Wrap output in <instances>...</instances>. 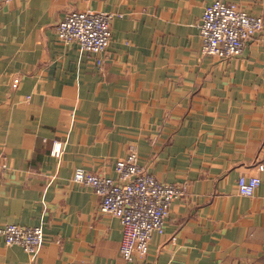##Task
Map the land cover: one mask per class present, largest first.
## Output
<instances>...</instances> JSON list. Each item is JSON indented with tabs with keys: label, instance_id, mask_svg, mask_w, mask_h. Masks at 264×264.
Here are the masks:
<instances>
[{
	"label": "crops",
	"instance_id": "0c3cea01",
	"mask_svg": "<svg viewBox=\"0 0 264 264\" xmlns=\"http://www.w3.org/2000/svg\"><path fill=\"white\" fill-rule=\"evenodd\" d=\"M213 1L0 0V227L43 224L36 264H264V28L234 57L202 55ZM224 1L264 15V0ZM71 9L113 13L101 65L57 37ZM131 150L182 194L145 256L126 261L118 217L71 177L116 178ZM242 174L261 179L250 196ZM28 258L0 234V264Z\"/></svg>",
	"mask_w": 264,
	"mask_h": 264
},
{
	"label": "built area",
	"instance_id": "2783aa9c",
	"mask_svg": "<svg viewBox=\"0 0 264 264\" xmlns=\"http://www.w3.org/2000/svg\"><path fill=\"white\" fill-rule=\"evenodd\" d=\"M112 17L113 13L102 10L71 9L57 23V37L65 43L76 42L101 65L112 35ZM199 27L201 54L226 59L240 54L245 42L264 28V15H253L233 2L214 0L204 8ZM18 80L13 78V86ZM62 152V141L54 140L51 154L60 157ZM2 158L0 154V167L4 164ZM256 167L264 171V162L257 163ZM114 169L116 178L77 167L71 179L93 189L100 198V212L118 217L120 253L126 261H132L145 256L153 231L162 227L170 203L181 196L182 189L149 173L139 164L134 150L119 158ZM260 183L258 175H239L237 192L250 196ZM0 234L6 244L23 248L29 256L26 264H36L34 257L44 240L43 224L5 223L0 227Z\"/></svg>",
	"mask_w": 264,
	"mask_h": 264
}]
</instances>
